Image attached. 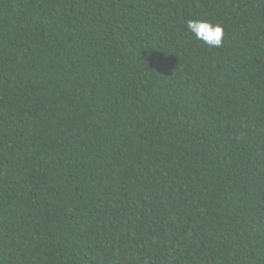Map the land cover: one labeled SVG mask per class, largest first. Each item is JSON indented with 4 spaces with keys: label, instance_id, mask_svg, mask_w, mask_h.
I'll return each mask as SVG.
<instances>
[{
    "label": "trees",
    "instance_id": "16d2710c",
    "mask_svg": "<svg viewBox=\"0 0 264 264\" xmlns=\"http://www.w3.org/2000/svg\"><path fill=\"white\" fill-rule=\"evenodd\" d=\"M0 264H264V0H0Z\"/></svg>",
    "mask_w": 264,
    "mask_h": 264
},
{
    "label": "clouds",
    "instance_id": "9594fccd",
    "mask_svg": "<svg viewBox=\"0 0 264 264\" xmlns=\"http://www.w3.org/2000/svg\"><path fill=\"white\" fill-rule=\"evenodd\" d=\"M186 27L197 40L202 41L209 47H222L224 42V27L221 23L200 18L189 19L186 21Z\"/></svg>",
    "mask_w": 264,
    "mask_h": 264
}]
</instances>
